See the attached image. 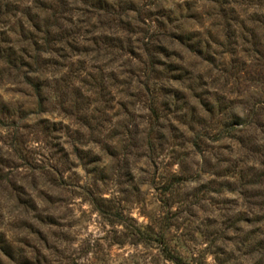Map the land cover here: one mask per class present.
Returning a JSON list of instances; mask_svg holds the SVG:
<instances>
[{"label":"clouds","instance_id":"obj_1","mask_svg":"<svg viewBox=\"0 0 264 264\" xmlns=\"http://www.w3.org/2000/svg\"><path fill=\"white\" fill-rule=\"evenodd\" d=\"M0 264H264V0H0Z\"/></svg>","mask_w":264,"mask_h":264}]
</instances>
